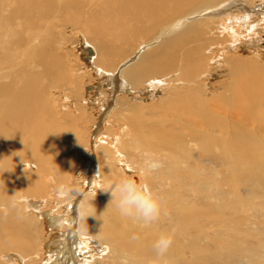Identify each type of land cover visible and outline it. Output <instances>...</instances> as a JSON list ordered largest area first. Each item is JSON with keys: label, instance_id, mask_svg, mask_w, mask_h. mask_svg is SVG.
<instances>
[{"label": "bare ground", "instance_id": "6f19581e", "mask_svg": "<svg viewBox=\"0 0 264 264\" xmlns=\"http://www.w3.org/2000/svg\"><path fill=\"white\" fill-rule=\"evenodd\" d=\"M261 1L255 10L239 4L246 13L227 16L225 11L235 8L234 2L240 0H0V264H16L17 258L23 264H41L38 260L46 249L51 253L43 264H79L81 257V264H103L108 259H121L126 264L128 256L135 264H226L220 252H206L194 243L213 237L224 249V242L231 244L227 241L230 234L243 233L240 227H233L242 217L226 218V206H214L228 194L219 186L221 182L229 179L234 184L232 195L240 206L256 204L252 191L240 190L241 178L264 192V120L256 117L250 130V121L239 120L253 108L264 106V66L235 56H218L222 61L216 62L218 70L224 67L226 79L214 85L218 93L209 94L212 81L207 79L215 76L207 72L210 61L195 57L192 38L207 32L208 21L215 29L209 30L212 38L205 43L238 38L234 23L252 30L253 17L264 13ZM68 28L80 31L79 44L82 40L95 50L90 70L109 88L100 92L102 86L98 85L86 91L95 90L103 96L100 102L106 111L115 100L118 106L116 113L111 109L113 118L126 124L125 134L132 140L129 143L157 151L153 155L161 157L162 164L156 161L151 165L156 171L143 187L144 195L129 192L121 179L118 159L108 144L101 142L95 151L106 157L107 163L97 162L94 171L77 166L82 178L88 177L84 195L74 193L52 210L44 207L50 195L65 189V174L74 160L70 141L82 144L78 125L83 121V110L77 116L53 114L47 98L52 80L68 85L72 98L80 96V77L69 76L62 61ZM248 41L256 46L259 42L253 38ZM237 44L223 52H234ZM116 65L114 71L104 70ZM180 83L188 87L181 91ZM144 86L146 90L141 89ZM127 88L130 95L125 93ZM119 90L131 103L138 90V95L171 93L162 95L155 106L143 107L136 105L138 102L131 106L125 97L120 100L116 97ZM107 126L105 131H111ZM183 132L188 147L181 144L185 150L180 154L168 152L183 142L179 140ZM122 140L119 137L120 148ZM164 152H168L166 157ZM183 166L189 168L188 177L206 173L218 177L217 182L204 184L215 203L194 190L203 183L185 180L187 173L178 177ZM28 169H36V173ZM184 181L190 185L185 186ZM94 183L108 190L106 201L98 199L100 191ZM163 188L170 191L159 195L157 191ZM180 189L194 197L188 193L187 201L183 200ZM260 197L264 199V193ZM124 200L132 202L130 208L120 206ZM201 202L210 210L208 214L198 206ZM143 219L160 230V235L142 228ZM46 223L61 236L54 235L43 246L41 229ZM71 227L73 233L69 232ZM179 235L188 239L183 241ZM248 262L255 264L253 259Z\"/></svg>", "mask_w": 264, "mask_h": 264}, {"label": "rangeland", "instance_id": "374dc122", "mask_svg": "<svg viewBox=\"0 0 264 264\" xmlns=\"http://www.w3.org/2000/svg\"><path fill=\"white\" fill-rule=\"evenodd\" d=\"M239 4H241V5L244 4L243 7H246V8L253 7V9L255 10V6L261 5L262 1L261 0H240V2H234L235 8H233L230 11H225L224 15L228 16L232 12H240L239 16H241V14L246 13L245 12L246 9L243 10L242 7L239 6ZM262 12H264V11H262ZM252 14H254V13H252ZM251 23H252L251 25L254 26V28H252V30H251V28H249V26H245V27L241 26L242 27L241 28L239 23L238 24L234 23L235 24V31L238 33V38H236V37H235L236 39L230 38L231 41L228 38H226V40H223L222 43L211 42L213 44H209V43H205V40H209L212 38L208 32H209V30L215 29V26L213 24H210L208 21L206 24L209 26L210 29L209 28L206 29L207 32L204 33V35L201 38H192V41L194 42L192 44V46H193L192 49L194 51L195 57L199 60L205 59L206 61L207 60L210 61V63H209L210 68L208 69L207 72H210L213 74V76H215V77L210 76V78L207 79V82L212 81L211 82L212 91H208L209 94H212L213 92L218 93L219 89L214 90V85H216L218 82L224 81L226 79L225 77H223V74H222V72H223L222 70L224 69V67L222 68L221 71L218 70L219 66L217 65L216 62L217 61L222 62L221 59L217 58L218 56H235L239 59L251 60L253 63H256L260 66H264V13L258 12V14L253 17ZM246 28H248V29H246ZM200 29L204 30L205 28H200ZM251 32H253V33L251 34ZM80 35H81L80 31H74L72 28L71 29L68 28L66 31V40H67L66 43L67 44L65 46V50L61 52L62 53V61H63L64 66L66 67L65 70L68 72L69 76L80 77V81H81L80 96L72 98V95L69 92V86L68 85H65V86L62 85L61 86V84H57L52 80L51 81L52 85L50 82V85L48 88L49 91L47 90V98L49 100V104L51 106V109H53V111H52L53 114L55 112H57V114H59V115L60 114H62V115L67 114L70 116H77V113L79 111L81 112L83 110V114L85 115V117L83 115V121L78 125V129L80 130V132L82 134L81 135L82 137H79L78 139H82V144L78 140L77 141L76 140L70 141L71 146H69L68 148L70 150L71 157L74 160L71 161L70 164L68 165L69 167L67 168V171H69V172L67 174H65L67 179H68L65 183H63V186L65 187V189H63V188L57 189V192H59L62 196H60V194H57V193L50 195V197L46 201V203H48V204L47 205H46V203L44 204V207L47 208L46 210H52V209H54V207L58 208L57 203L59 201L66 200L67 197L68 198L72 197L71 195H73L74 193H80L79 195H81V194L84 195L86 188L88 186L85 179L88 180V177L84 176V178H82L81 171H78V170H80L81 166H84L85 168L88 166L87 167L88 170L87 169L86 170L90 171L89 169L93 170L95 165H97V162H99V163L101 162L100 164H106L107 163L106 157L101 156L98 152H96L97 151L96 148L100 145L101 142L107 143L108 144V150L112 154L114 153L113 155H115L116 158L118 159V161H119L118 165L122 168V171H123L121 174V179L131 194L139 193V194L144 195L145 194L143 192L144 190L142 191V189H144L143 187L146 186L148 179L151 178L153 175H155V174H152L153 171L154 172L156 171L152 167L153 166L152 164H155L156 161H158L159 163L162 164L161 157L158 158L155 155H153V153H155L157 151H145L140 146L135 145L133 142L129 143L131 138L128 136V134H125L127 132V130H125L127 128L126 124L123 123V121H121V120L117 119L119 121L118 122L117 120H115L113 118V115L116 113L117 106H118V105H116L115 100H113V102L111 101V105L108 106V108L110 110L108 109L107 110L108 112H107L106 110H104V108H102L103 103L100 102L101 97H103V96L96 95V93H94L95 90L94 91H88V92L86 91L87 88H93V87L98 86V85L102 86V90L100 92H102L104 90L106 91L107 89L109 91V88L106 87V81H103L98 76L94 75V72L92 70L88 69L86 67V64L81 60L80 53L78 51V48L80 46V44L78 43ZM252 38L255 39V41H259L258 43L256 42L257 46L255 43L254 44L249 43L248 40L252 39ZM236 40H238V41H236ZM246 42L249 44L245 45ZM235 43L236 44L238 43V44L235 45L237 47H236V50L234 52L230 51L231 53H229V54H226L223 52L226 48L230 47V45H233ZM246 46H248L249 48H247ZM190 47H191V44L188 46V50ZM134 52L131 54H134ZM64 54H65V56H64ZM131 54L128 57H130ZM136 56H137V54L135 55V57ZM135 57H133L131 59V61ZM209 59H211V60L213 59L212 62ZM131 61H129V62H131ZM70 65H71V68L69 67ZM118 65H119V63H118ZM118 65L113 66L111 68H105L104 67V70L114 71ZM71 73H72V75H71ZM172 75H175V72H173ZM172 75H169V76H172ZM164 76H166V75H163L162 77H164ZM154 78H160V77H154ZM200 83H202V82H200ZM56 84H57V86H56ZM180 85H181V87H180L181 91H184L188 87L187 83H180ZM58 86H59V89L57 88ZM182 86H185V87H182ZM61 87L64 89H62ZM60 88L62 90H60ZM144 88H145V86H144ZM144 88L142 87L141 89L146 90V88L145 89ZM50 89H51V91H50ZM64 90L66 93L63 92ZM136 92H137L136 96L133 97L134 98L133 103L138 102L136 105L143 106V107H145L146 104H147V106H155V103L159 100V98L162 95H163V97H166V96L170 95V93H171V91H161L158 94H157V92H154V93L144 92L142 95H138V92H140V90H138ZM146 93H147V95H146ZM108 96H109V94H108ZM116 97H118L120 100H123V98L125 97L126 103L131 104V106H133L132 105L133 103L128 101L130 99V97H128V95L124 96V94L122 93V90H119L116 92ZM93 100L96 103H94ZM83 104H84V107H83ZM65 106H66V108H65ZM100 108H102V109H100ZM111 109H114L115 113ZM104 114H108V117H112V118L107 119V115H104ZM143 116H145V114ZM256 117L261 119V120H264V106L260 107L258 109L253 108L251 111L245 113L243 115V117H241L239 120L242 121V120L246 119V120H248V122L250 121V123H248V125H247L248 130H250V129H254V127H255ZM110 119H112V121ZM105 122H107V123H105ZM105 124H106V126H105ZM107 125H109L111 127L110 128L111 131H108V132L105 131L108 127ZM120 133H121V135H120ZM182 134H183L182 136H179L180 137L179 140L183 141V142L180 144H175L174 146H172V151H168V152H178L180 154V153H183L184 150L188 147L189 141L185 136L186 132L185 133L183 132ZM102 136H105V137H103L102 140L100 141L99 138H101ZM119 137H122V139H123L121 142L122 143L121 148L117 146ZM181 144L184 145L185 149H183L181 147ZM189 147H191L195 153H199V150H197L196 146H194L193 144L189 143ZM168 152H164L162 155L164 157H166L165 154H167ZM126 154L128 157L126 156ZM127 165L130 167H128ZM77 166H79L80 168L78 169ZM69 168L72 170L75 169V170H73L74 172L72 170H70ZM183 168L184 169L179 170V173L177 174L179 178H180V176H183L184 174H186L187 170L189 169L187 166H183ZM28 170L32 174L36 173V169L35 170L28 169ZM119 170L121 171V169H119ZM224 177L225 176L223 175L222 178H224ZM227 177H228V175H227ZM216 178H218V177H216V175L210 176V174H208V173H206L202 177H200V174L196 177H188V173H187V178L185 180L191 181L194 183H201V184L203 183V186L202 185L194 186V190L201 191L202 194H204L203 196H206V198H209L212 195L210 194V192H208L207 189H204V184L209 183L211 181L217 182ZM187 181H184L185 186L190 185V183ZM95 183H97V182H95ZM177 185L179 187L180 183H178ZM94 186H96V188L98 189L97 190L98 192L100 191L97 195L98 199L106 201L108 198V190H104L103 187L100 185L97 187V184H95ZM219 186H221V188L228 193L226 195V198H222L221 199L222 202L219 200L221 204L213 202V200H210V198L207 202L215 203L214 206H216V204L221 205V206L225 205L226 206L225 209H227V212L225 213L226 218L237 219V218L242 217L241 221L233 224V227L234 228L240 227V229H243V233L241 235L230 234V236L227 237V241L231 242L232 247L229 246L231 244H229L228 242H224V247L225 246L227 247L226 253H223L226 251V247L223 249L221 247L220 243L218 242V240L217 241L214 240L213 237L207 239L206 241L203 240V242L201 241L200 243H194V244L196 246L201 247L202 250H204L206 252H210V253H217L216 251L220 252L219 254L224 255V256H222V258L225 260L226 264H249L248 259H253L255 261V264H264V199L260 197V195H262L264 193L263 190L259 189L260 187H258L257 185L251 184V183L247 182L246 180H244V178H241V181L239 183L240 190L242 192L250 190L249 193H251V191H252L254 193L253 197L255 198V201H256L254 203H256V204H254L252 206H247V205L240 206L239 203L237 202V200H235V198L232 195V194H234V189H233L234 184L232 182H230L229 179H227L225 182H221V184H219ZM180 187L183 188L182 184ZM70 188H71V190H70ZM50 189H51V191H53V190L55 191V189H53V188H50ZM257 190H260V191H258L256 193V196H255V191H257ZM261 190H262V192H261ZM168 191H170V190L163 188V189H159V191H157V192L158 193L160 192L162 194V193L168 192ZM206 191H207V193H206ZM160 193H159V195H161ZM179 193H180L181 197L184 198L183 200L187 201V198H188L187 196H188V193H190V192H186L185 189H180ZM259 193H261V194H259ZM190 195H192L194 197V195L192 193H190ZM63 197H64V199H63ZM156 197L158 198L157 195H156ZM159 200H160V198L157 199V201H159ZM123 203L124 204L122 205V202H120V204H121L120 206L124 207L125 209L130 208L132 205V202L130 200L129 201L124 200ZM198 206L202 207L203 214L209 213L210 210H208V207L204 206L202 204V202L199 203ZM210 207H213V205ZM212 212L214 215L217 213L216 211H212ZM133 222L134 223H132V221H131V224L136 225V222L135 221H133ZM200 222H202V221H200ZM149 223L147 221H145V219H143L140 222V226L142 228L145 227V230L151 231V232L155 233L156 235H160V230H158L156 228H152L151 224H149ZM230 225H231V223L229 224V226ZM72 228L73 227L68 228V229H70L69 232L73 233L74 229H72ZM50 229L51 228L49 227V225H47V223L41 229V231H42L41 232V239L43 241V243H42L43 246L46 242L47 243L45 244V246L48 243H50V239L52 237H54V235L55 236H61L60 231L57 233L55 230L52 231V229L51 230ZM77 236H79L78 233H77ZM183 237L179 235V239H181V240H183V239L187 240L188 239V237H186L185 235H183ZM45 240H46V242H45ZM221 248H222V250H221ZM47 250L48 249H46L44 254H42V256L39 258L40 259V260H38L39 263L43 264L42 262H45V260L48 259V255L51 252L49 253V250L48 251ZM228 252L230 253L231 256H229ZM87 257H88V255H87ZM41 259H44V260L42 261ZM16 260H17L16 264H23L20 259L17 258ZM83 260H84V258L81 257L79 259V261H81V262H79V264L83 263ZM226 261H228V262H226ZM218 263H222V262H218ZM103 264H125V262L121 259L114 261V262H112L110 259H108V260H105L103 262ZM126 264H135L133 262L132 257L128 256V261L126 262ZM161 264H170V263H168L166 261H162Z\"/></svg>", "mask_w": 264, "mask_h": 264}, {"label": "water", "instance_id": "95a60500", "mask_svg": "<svg viewBox=\"0 0 264 264\" xmlns=\"http://www.w3.org/2000/svg\"><path fill=\"white\" fill-rule=\"evenodd\" d=\"M80 41H81V44L78 48V51L80 53V58L89 67V69L93 70L92 61L95 58V50L91 46L84 44L82 40ZM97 89H99V87H97ZM89 90L90 89H88V91ZM125 93L130 95V90L127 88L125 90Z\"/></svg>", "mask_w": 264, "mask_h": 264}]
</instances>
